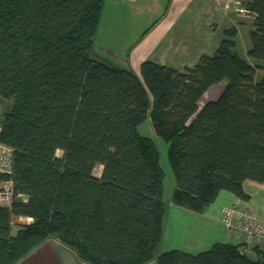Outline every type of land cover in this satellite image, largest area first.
I'll use <instances>...</instances> for the list:
<instances>
[{"label": "trees", "instance_id": "16d2710c", "mask_svg": "<svg viewBox=\"0 0 264 264\" xmlns=\"http://www.w3.org/2000/svg\"><path fill=\"white\" fill-rule=\"evenodd\" d=\"M103 1L0 0V99L11 102L0 142L13 150L14 191L0 206V264L47 240L85 264H264V249L251 259L244 243L155 253L163 171L152 139L137 132L148 116L167 144L173 205L202 213L219 191L247 199L243 181L264 182V77L236 53V28L192 67L145 60L136 74L94 52ZM244 8L253 15L247 55L264 60V0ZM18 216L31 221L12 234Z\"/></svg>", "mask_w": 264, "mask_h": 264}, {"label": "crops", "instance_id": "0c3cea01", "mask_svg": "<svg viewBox=\"0 0 264 264\" xmlns=\"http://www.w3.org/2000/svg\"><path fill=\"white\" fill-rule=\"evenodd\" d=\"M250 1L104 0L94 36V52L110 64L136 74L139 64L145 60L183 71L184 68L192 67L199 56L212 55L223 37V31L235 27L237 20L249 16L253 21V15L244 10L245 4ZM243 59L251 66H256L255 59L248 55ZM255 71L257 73V69ZM6 102L0 99V107L3 108ZM151 134L155 135L153 130ZM173 187L172 182L164 195V189L162 192L166 210L161 239L155 250L157 255L169 250L196 254L209 249L216 242L244 243L230 234L220 222L223 207L243 208L264 222V182L243 181L242 189L247 199L221 190L202 213L173 205L170 202ZM30 221L29 217H14L10 231L15 232L18 224ZM256 247L244 243L242 248L249 258L257 259ZM15 264L85 263L70 249L55 240H47ZM146 264L156 262L152 259Z\"/></svg>", "mask_w": 264, "mask_h": 264}, {"label": "built area", "instance_id": "2783aa9c", "mask_svg": "<svg viewBox=\"0 0 264 264\" xmlns=\"http://www.w3.org/2000/svg\"><path fill=\"white\" fill-rule=\"evenodd\" d=\"M12 153L10 146L0 142V206L6 208L10 207L14 198L13 181L9 177L12 173ZM220 222L235 238L264 249V222L253 213L237 206L223 207Z\"/></svg>", "mask_w": 264, "mask_h": 264}, {"label": "rangeland", "instance_id": "374dc122", "mask_svg": "<svg viewBox=\"0 0 264 264\" xmlns=\"http://www.w3.org/2000/svg\"><path fill=\"white\" fill-rule=\"evenodd\" d=\"M244 10H246L244 8ZM235 28H236V36L234 38L235 40V51L240 57H244L247 55L246 50L249 49L250 41H249V32L252 30L253 21L249 16H245L235 22ZM105 27V23L102 25ZM255 64L258 68L257 73L255 71V80H259L264 77V60H255ZM225 85V81H221L216 85L211 86L199 99L197 102V110L200 109V107L209 100H215L219 94L221 93L223 87ZM10 103V104H9ZM4 103L3 108L0 107V113H3L4 111L8 110L11 106V102L9 101ZM152 126L151 122L149 120V117L147 116L141 123L137 125V132L144 137H148L152 139L153 143L156 146L157 152H158V163L160 168L163 171V179H162V187L164 189L163 195L165 192L169 190L171 187V183L173 182V177L171 174V170L169 168V165L167 163V144L160 139L159 137L151 134ZM61 152L56 151V156H60ZM100 166H96L93 169L94 175H99ZM14 234V232L12 233Z\"/></svg>", "mask_w": 264, "mask_h": 264}]
</instances>
